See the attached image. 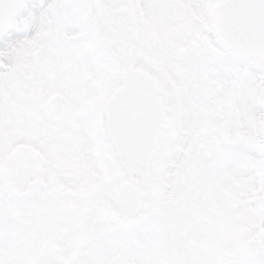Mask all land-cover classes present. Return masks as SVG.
I'll list each match as a JSON object with an SVG mask.
<instances>
[{
    "label": "flooded vegetation",
    "instance_id": "1",
    "mask_svg": "<svg viewBox=\"0 0 264 264\" xmlns=\"http://www.w3.org/2000/svg\"><path fill=\"white\" fill-rule=\"evenodd\" d=\"M223 0H22L0 31V264H264V57ZM148 76L138 167L108 125Z\"/></svg>",
    "mask_w": 264,
    "mask_h": 264
},
{
    "label": "water",
    "instance_id": "2",
    "mask_svg": "<svg viewBox=\"0 0 264 264\" xmlns=\"http://www.w3.org/2000/svg\"><path fill=\"white\" fill-rule=\"evenodd\" d=\"M22 0H0V31ZM233 46L264 57V0H223L220 20ZM113 142L132 167L147 163L164 133V116L156 83L148 76L113 96L108 105Z\"/></svg>",
    "mask_w": 264,
    "mask_h": 264
}]
</instances>
